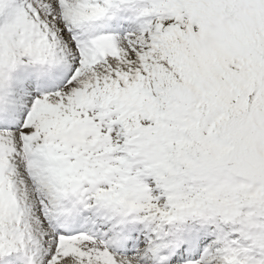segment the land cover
Wrapping results in <instances>:
<instances>
[{
    "label": "snow or ice",
    "instance_id": "snow-or-ice-1",
    "mask_svg": "<svg viewBox=\"0 0 264 264\" xmlns=\"http://www.w3.org/2000/svg\"><path fill=\"white\" fill-rule=\"evenodd\" d=\"M0 264H264V0H0Z\"/></svg>",
    "mask_w": 264,
    "mask_h": 264
}]
</instances>
